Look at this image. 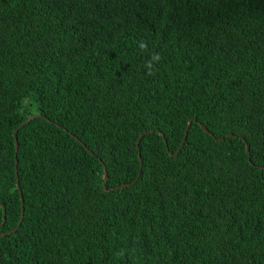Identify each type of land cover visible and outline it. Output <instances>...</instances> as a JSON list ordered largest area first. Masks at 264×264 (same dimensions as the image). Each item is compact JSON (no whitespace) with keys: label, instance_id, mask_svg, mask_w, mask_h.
Returning a JSON list of instances; mask_svg holds the SVG:
<instances>
[{"label":"trees","instance_id":"16d2710c","mask_svg":"<svg viewBox=\"0 0 264 264\" xmlns=\"http://www.w3.org/2000/svg\"><path fill=\"white\" fill-rule=\"evenodd\" d=\"M0 204V264H264V0H0Z\"/></svg>","mask_w":264,"mask_h":264},{"label":"water","instance_id":"95a60500","mask_svg":"<svg viewBox=\"0 0 264 264\" xmlns=\"http://www.w3.org/2000/svg\"><path fill=\"white\" fill-rule=\"evenodd\" d=\"M42 116L41 115H33V116H31L27 121H25V122H23L22 124H21V126L19 127V129H17L16 131H15V133H14V135H15V139H16V148H17V150H18V148H19V143H18V139H17V135H18V132H19V130L21 129V128H23L28 122H30L31 120H33V119H37V118H41ZM202 128L205 130V131H207V129L205 128V127H203L202 126ZM144 135H142L141 136V138L143 137ZM141 138L139 139V142L141 141ZM248 150H250V148H249V146H248ZM179 153V152H178ZM177 154H174V155H171L172 157H175ZM17 163H18V161H17ZM108 180H109V176H108V172L106 171V174H105V190L106 191H108ZM127 186H129V184H127V185H123V186H119V187H117L116 188V190H120V189H123V188H125V187H127ZM3 207L4 208V206L3 205H1L0 204V207ZM24 207H23V209H22V218H23V216H24ZM6 222V212H5V209H4V223ZM22 222V219H21V221H20V223ZM17 229H15L14 231H16Z\"/></svg>","mask_w":264,"mask_h":264},{"label":"clouds","instance_id":"9594fccd","mask_svg":"<svg viewBox=\"0 0 264 264\" xmlns=\"http://www.w3.org/2000/svg\"><path fill=\"white\" fill-rule=\"evenodd\" d=\"M141 49H145L146 48V44L145 43H141L140 44ZM161 59V57L159 56V54H153L151 59L149 60L148 64L146 65V67L149 69V74H151V70L153 68V64L154 62H159V60Z\"/></svg>","mask_w":264,"mask_h":264}]
</instances>
